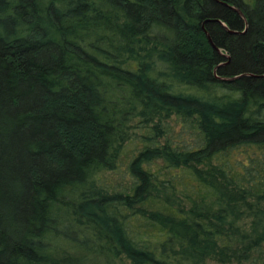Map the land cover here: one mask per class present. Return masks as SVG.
Instances as JSON below:
<instances>
[{
    "label": "trees",
    "instance_id": "1",
    "mask_svg": "<svg viewBox=\"0 0 264 264\" xmlns=\"http://www.w3.org/2000/svg\"><path fill=\"white\" fill-rule=\"evenodd\" d=\"M0 264H264V0H0Z\"/></svg>",
    "mask_w": 264,
    "mask_h": 264
},
{
    "label": "rangeland",
    "instance_id": "2",
    "mask_svg": "<svg viewBox=\"0 0 264 264\" xmlns=\"http://www.w3.org/2000/svg\"><path fill=\"white\" fill-rule=\"evenodd\" d=\"M244 2H249V0H244ZM139 140V139H137ZM139 148L137 142L132 143L131 145L128 146L127 148V154L128 153H133ZM131 154H128L123 160L122 164H119L117 171L114 174H107V180L109 183L115 184L117 182L121 183V185H124L125 183L128 182V175L127 172L124 169V166L128 160V157H130Z\"/></svg>",
    "mask_w": 264,
    "mask_h": 264
},
{
    "label": "water",
    "instance_id": "3",
    "mask_svg": "<svg viewBox=\"0 0 264 264\" xmlns=\"http://www.w3.org/2000/svg\"><path fill=\"white\" fill-rule=\"evenodd\" d=\"M223 5L228 6V5L225 4V3H223ZM228 7H230V9H232L233 11H235L238 15H240V16L242 17V14L240 13L239 10L235 9V8L232 7V6H228ZM229 33H231V34H238L237 32H232V31H229ZM240 34H241V33H240ZM206 37H207V41H208V43L210 44V46L212 47V49H213L214 51H216L217 53L220 54V53H221L220 50H219L217 47H215V46L213 45V43H212L211 40H210V37H209L208 35H206Z\"/></svg>",
    "mask_w": 264,
    "mask_h": 264
}]
</instances>
